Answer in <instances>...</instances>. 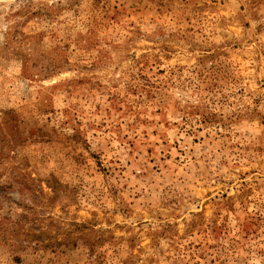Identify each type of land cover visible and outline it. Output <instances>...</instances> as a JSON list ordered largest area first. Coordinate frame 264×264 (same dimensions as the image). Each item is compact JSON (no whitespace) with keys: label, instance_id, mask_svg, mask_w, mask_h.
Instances as JSON below:
<instances>
[{"label":"rangeland","instance_id":"rangeland-1","mask_svg":"<svg viewBox=\"0 0 264 264\" xmlns=\"http://www.w3.org/2000/svg\"><path fill=\"white\" fill-rule=\"evenodd\" d=\"M0 177V264H264V0H0Z\"/></svg>","mask_w":264,"mask_h":264},{"label":"trees","instance_id":"trees-1","mask_svg":"<svg viewBox=\"0 0 264 264\" xmlns=\"http://www.w3.org/2000/svg\"><path fill=\"white\" fill-rule=\"evenodd\" d=\"M7 190V185L2 184V180L0 177V212H4V203L3 201H1L2 198L4 197V192ZM1 214V213H0ZM2 215V214H1ZM1 217V216H0ZM10 219L2 216L0 218V237L3 238V240H1L5 245L10 246L12 249H8L10 252H15V251H21V252H27L29 250H38L40 248H42V246L44 247V241L42 240L41 242H38L37 240V245H30V246H25L23 244V242H19L16 243L14 240L10 239L9 237H4L2 236L3 233H6L9 231V223ZM10 232V231H9ZM12 236H15V233H12ZM59 247H61V245H46L45 248L49 249V248H55V250H57ZM17 261H21V259H19L18 257H16Z\"/></svg>","mask_w":264,"mask_h":264}]
</instances>
